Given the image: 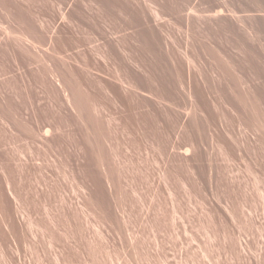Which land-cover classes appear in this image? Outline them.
Wrapping results in <instances>:
<instances>
[{
    "label": "rangeland",
    "instance_id": "obj_1",
    "mask_svg": "<svg viewBox=\"0 0 264 264\" xmlns=\"http://www.w3.org/2000/svg\"><path fill=\"white\" fill-rule=\"evenodd\" d=\"M0 181V264H264V0H0Z\"/></svg>",
    "mask_w": 264,
    "mask_h": 264
},
{
    "label": "bare ground",
    "instance_id": "obj_2",
    "mask_svg": "<svg viewBox=\"0 0 264 264\" xmlns=\"http://www.w3.org/2000/svg\"><path fill=\"white\" fill-rule=\"evenodd\" d=\"M25 50H26V49H25ZM26 52H27V50H26ZM28 53H29V52H28ZM29 54H30V53H29ZM89 136H90V135H89ZM82 138H83V137H82ZM88 140H89V137H88ZM83 142H84V141H83ZM91 143H92V142H91ZM94 143H95V142H94ZM86 144H87V143H86ZM88 145H89V143H88ZM89 147H90V146H89ZM3 174H4V173H3ZM3 174H2V175H3ZM5 175H7V173H6ZM3 177H4V176H3ZM3 177H2V179H3ZM5 178H6V177H5ZM10 180H11V179H10ZM5 181H6V179H5ZM5 181H4V182H5ZM0 182H1V181H0ZM11 183H12V182H11ZM1 184H2V183H1ZM1 184H0V186H1ZM5 184H6V183H5ZM5 184H4V185H5ZM2 185H3V184H2ZM5 186H6V185H5ZM7 186H8V185H7ZM9 188L11 189V187H9ZM3 189H4V188H3ZM7 189H8V188H7ZM0 191H1V190H0ZM9 191H10V190H9ZM3 192H4V191H3ZM3 192H2V194H4ZM11 193H12V191H11ZM13 193H14V192H13ZM13 193H12V194H13ZM5 194H6V193H5ZM5 196H6V195H5ZM0 197H1V196H0ZM7 198H8V197H7ZM1 200H2V199H1ZM6 201L8 202V200H6ZM3 202H4V201H3ZM0 203H1V202H0ZM5 204H6V203H5ZM5 204H4V205H5ZM8 205H9V204H8ZM5 206H6V205H5ZM9 206H10V205H9ZM0 207H1V205H0ZM6 207H7V206H6ZM1 208H2V207H1ZM2 209H3V208H2ZM4 209H6V208H4ZM7 210H9V208H8ZM10 210H11V209H10ZM1 213H2V212H1ZM1 213H0V214H1ZM8 213H9V212H8ZM6 214H7V213H6ZM6 214L4 213V215H6ZM10 214H11V213H10ZM2 215H3V214H2ZM2 215H1V216H2ZM4 215H3V216H4ZM7 215H8V214H7ZM10 217H12V216H10ZM3 218H4V217H3ZM8 220H10V219H8ZM6 221H7V219H6ZM3 223H4V222H3ZM12 223H13V221H12ZM12 223H11V225H12ZM5 224H6V223H5ZM4 226H5V225H4ZM6 227H8V226L6 225ZM3 228H4V227H3ZM3 228H0V229H3ZM11 229H12V228H11ZM6 231H7V230H6ZM3 232H4V231H3ZM7 232H10V231H7ZM1 234H2V233H1ZM4 235H5V234H4Z\"/></svg>",
    "mask_w": 264,
    "mask_h": 264
}]
</instances>
